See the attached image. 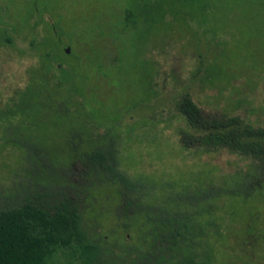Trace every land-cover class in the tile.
Here are the masks:
<instances>
[{"label": "rangeland", "instance_id": "rangeland-1", "mask_svg": "<svg viewBox=\"0 0 264 264\" xmlns=\"http://www.w3.org/2000/svg\"><path fill=\"white\" fill-rule=\"evenodd\" d=\"M212 1L0 0V30H6L18 48H0V92L4 88L9 93L13 86L25 84L27 68L37 61L28 49L30 38L40 41L36 52L48 48L54 59L66 55L64 48L74 53L70 62H75V54L84 55L85 68L76 76L85 104L76 121L89 119L90 125L99 126L98 131L90 130L93 135L102 133L107 125L108 138L115 140L118 133L120 167L134 178L152 182V199H164L172 191L189 193L211 183L222 184L243 171L248 160L226 151L200 153L184 148L178 134L184 120L174 104L187 92L206 111L238 114L264 124V17L259 0H226L215 12ZM145 8L159 9L151 16L154 21L141 17L136 27H125L123 10L130 9L133 17ZM214 22L219 25L220 42L211 43ZM35 25H39L36 30ZM209 47L220 53L222 66L230 67L225 68L226 80L197 72V49ZM254 53L260 61L255 68L246 59ZM55 119L38 118L35 132L42 135L43 149L55 158L52 162L58 165V172H63L58 163L65 161L68 134L65 125ZM3 132L0 128L2 193L28 180V163L17 146L6 142L12 134ZM114 194L107 187L97 189V203L88 201L85 208L86 220L99 221L97 231L109 237L121 222ZM254 203L264 231V203L260 200L225 199L218 206L228 225L237 230L244 225L243 212ZM234 210L241 216L233 214Z\"/></svg>", "mask_w": 264, "mask_h": 264}, {"label": "trees", "instance_id": "trees-1", "mask_svg": "<svg viewBox=\"0 0 264 264\" xmlns=\"http://www.w3.org/2000/svg\"><path fill=\"white\" fill-rule=\"evenodd\" d=\"M224 1H212V11L223 8ZM259 5L264 17V0ZM158 10L145 8L133 17L130 9L123 10L125 27H136L139 18L147 20ZM218 27L214 22L211 43L220 42ZM39 42L29 39L28 49L37 61L27 68L25 84L0 92V128L12 134L6 142L17 146L28 163L27 181L4 193L0 190V264H264L263 221L257 204L243 212L247 215L232 212L244 218L237 230L228 225L218 206L225 199L264 203V124L238 114L206 111L189 93L180 95L174 105L184 120L178 130L182 146L200 153L226 151L248 160V165L222 184L189 193L172 191L154 200L152 182L134 178L120 167L118 133L115 140L108 138L107 125L93 135L90 130L98 131L99 126L90 125L89 119L76 121L85 104L76 76L85 68L84 55L75 54V62H70L74 53L64 48L67 56L54 59L48 48L35 51ZM1 46L18 49L6 30H0ZM196 54L197 72L218 80L229 78L225 68L230 67L220 64L219 52L209 47ZM248 58L254 68L260 62L255 53ZM43 116L66 127L67 155L58 163L63 172H58L55 158L43 149L42 135L35 132L37 119ZM104 187L114 191L121 217L111 237L97 231L99 221L88 222L85 214L88 201L97 203V189Z\"/></svg>", "mask_w": 264, "mask_h": 264}, {"label": "water", "instance_id": "water-1", "mask_svg": "<svg viewBox=\"0 0 264 264\" xmlns=\"http://www.w3.org/2000/svg\"><path fill=\"white\" fill-rule=\"evenodd\" d=\"M65 51L68 53L69 52V49L65 48Z\"/></svg>", "mask_w": 264, "mask_h": 264}]
</instances>
